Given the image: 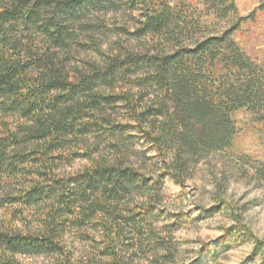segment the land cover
<instances>
[{
	"label": "trees",
	"instance_id": "1",
	"mask_svg": "<svg viewBox=\"0 0 264 264\" xmlns=\"http://www.w3.org/2000/svg\"><path fill=\"white\" fill-rule=\"evenodd\" d=\"M122 1L133 2L132 9L139 12L135 35L162 41L160 53L148 49L108 53L99 61L69 63L79 17L117 11ZM256 11L264 13V0ZM182 15L167 0H0V180L6 181L0 187H8L0 188V209L14 207L0 214V264H20L17 255L45 256L50 264H87L89 258H73L68 239L73 234L85 237L92 229L98 239L95 236L91 242L101 256L110 259L108 264H122L114 241L125 227L139 232L154 209L147 196L137 212L123 206V214L118 205L135 189L159 191L163 174L144 177L124 161L120 148L111 157L97 151V141L90 142L91 138L114 136L129 125L112 121L106 106L124 102L136 128L147 123L145 135L176 161L180 153L197 154L228 141L226 101L231 99L234 107L256 96L251 88L254 72L228 50H219L221 38L166 48L188 24ZM31 34L43 40L36 46L28 44L25 39L29 42ZM202 62L208 64L209 78L204 80L198 74ZM139 70L146 73L135 83L155 86L163 100L160 104L141 102L140 88L114 90L116 81ZM230 71L244 77L241 96H235L238 90L223 75ZM106 87L110 89L104 92ZM169 100L175 105L170 114L176 122L173 127L159 121ZM70 152L87 163L76 172L61 174L59 164ZM238 230L226 229L216 245H203V250L213 256L217 248L251 237L250 258L260 257L259 264H264V240L247 231L239 236Z\"/></svg>",
	"mask_w": 264,
	"mask_h": 264
},
{
	"label": "rangeland",
	"instance_id": "2",
	"mask_svg": "<svg viewBox=\"0 0 264 264\" xmlns=\"http://www.w3.org/2000/svg\"><path fill=\"white\" fill-rule=\"evenodd\" d=\"M167 2L183 12L181 17L188 24L178 32L179 39L169 40L165 47L169 49L176 44H190L204 38H221L219 50H228L231 57L241 60L252 70L251 73L254 72L251 88L256 96L234 107L230 106L231 99L226 101L229 139L224 146L206 147L197 154L180 153L177 161L171 152L145 135L147 123L136 128L129 120L124 102L116 103L115 107L106 106L112 121L129 125L117 130L114 136L91 138L90 142L97 141V151L111 157L120 148L124 161L132 163L144 177L163 174L159 191L149 194L135 189L118 205L123 214L126 212L123 206L137 212L147 196L154 210L139 232L124 228L120 238L114 241L116 251H121L122 264H259L260 257L250 258L254 244L251 237L244 243L217 248L213 256L202 246L213 242L216 245L217 238L230 227L239 229V236L247 231L254 239L264 240V13L256 11L260 0ZM134 6L131 1H122L117 11H92L80 16L76 24L77 35L70 41L69 63L79 66L92 60L99 61L108 53L124 55L127 51L139 53L147 49L151 54L160 53L162 41L135 35L139 12L132 9ZM178 26L181 25L178 23ZM28 39L29 42L26 37V42L33 46L43 40L35 34L28 35ZM207 65L204 62L199 65L201 71L198 74H202L203 80L209 78ZM145 73V70H139L125 80L116 81L114 90L135 91L140 88L141 102L153 101L154 106L160 104L163 100L155 86L138 87L135 83V78H142ZM237 74L233 71L229 76L223 74L238 90L236 97L237 94L241 96L239 86L245 81ZM220 79L224 81V78ZM171 100L163 107L167 113L159 117V121L165 120L173 127L176 122L170 114L175 105ZM71 152L64 155L66 161L60 162L59 173L71 174L87 163L86 159L75 158ZM172 174H179L178 179ZM0 182L6 181L2 179ZM6 208L14 210V207H1L0 214ZM200 209L205 212L200 213ZM28 219L32 218L28 216ZM173 220L175 225H171ZM16 224L20 226L19 222ZM96 234L92 229L88 230L86 240L83 235L69 236L68 246L73 258H92L99 264H108L110 259L102 257L100 248L91 242ZM16 258L20 264H50L45 256L17 255ZM89 260L87 264H90Z\"/></svg>",
	"mask_w": 264,
	"mask_h": 264
}]
</instances>
